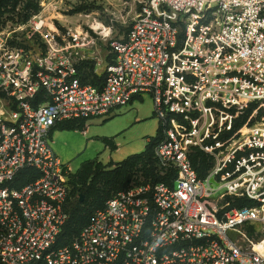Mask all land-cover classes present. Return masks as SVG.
<instances>
[{"label":"built area","instance_id":"1","mask_svg":"<svg viewBox=\"0 0 264 264\" xmlns=\"http://www.w3.org/2000/svg\"><path fill=\"white\" fill-rule=\"evenodd\" d=\"M137 2L100 85L78 71L83 32L42 12L0 29V264H264V118L251 125L264 113V0ZM143 94L170 181L117 193L61 244L73 172L52 130ZM196 150L215 161L202 178Z\"/></svg>","mask_w":264,"mask_h":264},{"label":"rangeland","instance_id":"2","mask_svg":"<svg viewBox=\"0 0 264 264\" xmlns=\"http://www.w3.org/2000/svg\"><path fill=\"white\" fill-rule=\"evenodd\" d=\"M41 12L59 30H76L89 37L91 45L86 49L85 59L78 66L85 72V66L93 64L94 73L103 76L105 67L113 55L111 44L130 30L138 12V2L137 0H0V29L7 24L25 22L32 15ZM250 114L251 111L244 115L237 126L246 122ZM263 118L264 113L260 111L252 119L251 125L260 123ZM83 124L88 127L86 134L82 131ZM158 127L159 119L155 115L153 98L143 94L139 99L114 110L110 115L88 119L79 127L71 125L69 128L53 131L51 147L60 162L69 165L73 172L70 177L71 188L76 186L75 174L83 164L94 161L100 165L96 180L90 182L94 191L81 200L82 213L77 218L79 227L91 219L88 213L100 200L109 199L119 191L143 182L141 178L138 180L132 178L124 188L114 191H110L107 186V182L111 184L114 174L119 170L118 163L142 153L147 139L156 136ZM104 140L111 141L112 145L106 144ZM206 158L208 172L215 161ZM158 171L166 176L159 168ZM170 179L171 177L167 175L165 181L169 182Z\"/></svg>","mask_w":264,"mask_h":264},{"label":"trees","instance_id":"3","mask_svg":"<svg viewBox=\"0 0 264 264\" xmlns=\"http://www.w3.org/2000/svg\"><path fill=\"white\" fill-rule=\"evenodd\" d=\"M113 60H114V56L112 55V57L109 59V64H112ZM85 67H86V70L84 72V70H82V68L78 66V71H79L82 82L85 84L100 85L104 78L103 76H99L94 73V65L93 64L86 65ZM83 122L84 121H79V120L78 121H65L58 125H61L62 129H66V128L71 127V125H75L79 127L82 125ZM162 137H163L162 128L159 123L156 136L153 138L147 139L145 150L142 153L131 156L122 163H118L119 170L116 172V174H114L113 181L110 182L111 184L107 182V186L109 187L110 191L124 188L125 185L128 184L132 180V178L134 180H138L141 178L143 182L139 185H146V184L154 185L160 182H166L165 180L167 179V175L163 176L158 171V168L156 167V159H155V153H154L155 147L161 141ZM104 142L106 144L112 145L111 141L104 140ZM190 160L198 176L200 178L204 177L206 175V172H207L206 170L208 168L207 158L205 157V155L201 153L200 151L196 150L193 152V154H191ZM99 168H100L99 164H96L94 161H89L83 164L82 167L79 169V171L75 174L77 175V183H76V186H74L73 188H71L70 186L72 199L68 206L69 220L67 224L65 225V227L63 228V231L60 237L61 244H67L75 236H77L80 230L86 224L90 222L94 213L97 210L103 208L106 201H108L109 199L113 197L112 196L109 199L100 200L96 204V206L88 213L91 219L85 225L79 227V222L77 218L82 213L81 212L82 210L81 200L83 197H88L94 191V189H92L93 185H91L90 182H93V180L94 181L96 180V177L99 174L98 172ZM29 173L30 171H23L20 174V176L28 175ZM170 175L172 176L173 173ZM70 182L71 181L69 180V184ZM128 188L123 189L119 192L127 190ZM244 205H249V204L243 202L241 203L240 206H244Z\"/></svg>","mask_w":264,"mask_h":264},{"label":"crops","instance_id":"4","mask_svg":"<svg viewBox=\"0 0 264 264\" xmlns=\"http://www.w3.org/2000/svg\"><path fill=\"white\" fill-rule=\"evenodd\" d=\"M84 126H85V125H84ZM55 129H62V127H61V125H58L57 127H55V128L52 130V132H51V138H52V133H53V131H54Z\"/></svg>","mask_w":264,"mask_h":264},{"label":"bare ground","instance_id":"5","mask_svg":"<svg viewBox=\"0 0 264 264\" xmlns=\"http://www.w3.org/2000/svg\"><path fill=\"white\" fill-rule=\"evenodd\" d=\"M258 248V247H257ZM260 250L264 249V248H259Z\"/></svg>","mask_w":264,"mask_h":264}]
</instances>
